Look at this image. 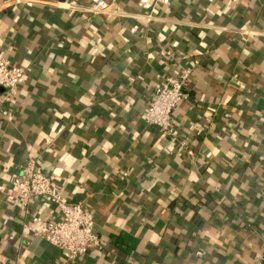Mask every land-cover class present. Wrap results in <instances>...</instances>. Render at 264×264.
<instances>
[{
  "label": "crops",
  "instance_id": "1",
  "mask_svg": "<svg viewBox=\"0 0 264 264\" xmlns=\"http://www.w3.org/2000/svg\"><path fill=\"white\" fill-rule=\"evenodd\" d=\"M104 1L116 14L0 0V53L26 70L12 121L0 114V264L264 263V0ZM178 64L192 70L172 114L186 150L143 119ZM28 157L91 212L99 248L69 261L24 228L55 218L7 193Z\"/></svg>",
  "mask_w": 264,
  "mask_h": 264
},
{
  "label": "built area",
  "instance_id": "2",
  "mask_svg": "<svg viewBox=\"0 0 264 264\" xmlns=\"http://www.w3.org/2000/svg\"><path fill=\"white\" fill-rule=\"evenodd\" d=\"M173 0H138L140 8L148 10L156 5L169 6ZM26 0H4L3 4L21 5ZM84 8L94 14H116L113 7L104 0H87ZM135 28L131 30L134 32ZM162 58L173 59L169 49L158 50ZM174 60V59H173ZM176 76L160 78L159 85L153 91L150 101L143 113L144 122L167 136L172 143H178L186 150L180 131L173 121L176 106L188 99L187 85L191 76V68L177 65ZM26 70L22 66L13 65L9 57L0 53V114L8 122L12 121V112L4 105L13 99L19 87L24 83ZM187 154L191 155L190 151ZM7 192V191H6ZM9 194L12 201L27 207L32 200H42L55 208V218L32 216L31 223L24 228L31 230L34 236L42 238L48 244L62 250L66 259L71 261L85 254L90 247L99 248L100 241L94 233V218L91 212L81 203L69 202L56 189L37 160L28 157L12 179ZM36 226V227H35ZM35 227V228H34ZM202 253L196 252L200 257ZM253 264H264L261 256L254 258Z\"/></svg>",
  "mask_w": 264,
  "mask_h": 264
},
{
  "label": "trees",
  "instance_id": "3",
  "mask_svg": "<svg viewBox=\"0 0 264 264\" xmlns=\"http://www.w3.org/2000/svg\"><path fill=\"white\" fill-rule=\"evenodd\" d=\"M188 67H189V66H188ZM177 73H178V72H176V74H175V75H172V76H176V75H177ZM191 73H192V72H191ZM118 240H120V238H118ZM133 242H134V241H133Z\"/></svg>",
  "mask_w": 264,
  "mask_h": 264
},
{
  "label": "water",
  "instance_id": "4",
  "mask_svg": "<svg viewBox=\"0 0 264 264\" xmlns=\"http://www.w3.org/2000/svg\"><path fill=\"white\" fill-rule=\"evenodd\" d=\"M1 91V90H0Z\"/></svg>",
  "mask_w": 264,
  "mask_h": 264
}]
</instances>
